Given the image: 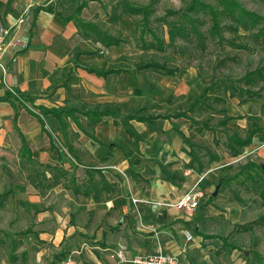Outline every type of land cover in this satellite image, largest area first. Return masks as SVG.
I'll return each instance as SVG.
<instances>
[{"label": "crops", "instance_id": "crops-1", "mask_svg": "<svg viewBox=\"0 0 264 264\" xmlns=\"http://www.w3.org/2000/svg\"><path fill=\"white\" fill-rule=\"evenodd\" d=\"M52 1L0 0V25H9L22 17L17 37L26 44L25 48L9 47L1 56L7 72L5 82L1 81L0 72V97L8 93V87L13 88L19 95L34 101L35 109L17 106L14 120L11 103L0 100V132L6 134L14 127L19 138L23 137L34 161L47 167L50 182L42 189V183L38 181L6 191L8 195L1 208L7 206L25 213L33 210V213L26 230L6 231L7 241L0 237V247L8 250L2 260L4 264L6 261L9 264H62L66 258H72L75 264H130L121 261L116 253L121 252L130 259L152 254L159 247L174 255L178 264L264 263V252L240 251L236 237L241 233H234L239 231L238 228L250 230L254 222L246 224L238 219H227V215L222 217L218 199L212 200V194L192 212L178 211L170 206L191 188L203 196L223 178H219L218 170H205L206 165L222 160L221 155L210 147L205 148L216 154L218 160L208 163V157H203V173L188 169L189 147L177 133L180 131L191 140L193 135L214 134L212 125V131L195 134L190 122L184 118H158L152 127L132 120L130 124L139 137L135 144L124 128L114 124L112 119L105 118L91 126L83 115L93 108L101 110L107 106L118 107L121 114L139 111L141 116L171 115L178 111L172 92L154 93L158 91L156 86H150L151 81L140 76L145 71H152L172 80L177 71L166 75L162 70H137L136 66L129 72L113 62H105L104 52L116 49L121 42L107 48L83 38L73 21H63L44 10ZM95 2L105 4L102 0L88 1L86 6ZM86 6L81 10L80 18L94 22L85 19ZM91 69L115 72L98 75ZM11 99L16 105L20 104L14 97ZM260 100H264V93L246 103L237 101L240 111H235L229 103L228 114L225 113L232 118L226 124L228 130L229 123L242 120V116L246 115L244 118L250 121L243 127L236 123L244 128L243 134L237 130L232 132L240 136L253 127L260 130L242 149L253 152L252 156H264V101L260 103ZM158 106L162 113L154 112ZM40 107L73 109L78 123L70 116L63 118L66 124L63 132L53 114L42 113ZM253 118L261 119V124ZM180 119L189 124L178 127ZM85 130L93 134L94 141ZM217 130L221 132V128ZM213 143L219 144L214 136ZM221 143L224 147V136ZM196 144L203 146L199 142ZM225 151L228 152L226 148ZM54 167L64 170L65 176L55 178ZM90 167L99 169L104 182L111 185L110 190L100 189L96 198L93 193L73 192L74 187L86 182ZM108 167L120 168L123 175L108 171ZM163 171L175 175L176 184L165 181ZM94 179L99 180L98 174H94ZM185 231L190 233V241H186ZM50 246L62 251L49 258L47 249ZM18 249L20 251L16 253Z\"/></svg>", "mask_w": 264, "mask_h": 264}, {"label": "rangeland", "instance_id": "rangeland-1", "mask_svg": "<svg viewBox=\"0 0 264 264\" xmlns=\"http://www.w3.org/2000/svg\"><path fill=\"white\" fill-rule=\"evenodd\" d=\"M81 0H78V3ZM101 2L91 4L90 7L86 6L85 19L89 18L94 20L102 29L109 33L119 36L122 41L116 49H110L104 52V61L109 64L112 63L124 69L125 71L133 72L135 67L141 63L156 61L165 63L167 67L176 69V75L172 80L162 77L160 72L145 71L142 74L145 80L151 81L149 84L153 87L156 86L157 90L163 94L169 90L175 97V109L183 111L191 103L193 97L203 87L210 84L211 81L218 79H238L247 71L253 70L256 67L264 66V33L259 35L258 29L264 25V21L250 30H244L238 26L236 31L230 28H223L222 35L224 41L219 44L215 41L205 39L204 48L200 49L195 43V40L182 41L176 40L175 44L170 47H165L163 51L154 49H142L136 41L137 31L136 26L139 22L140 16L127 15L121 12V0H102ZM119 1V4H117ZM123 1V0H122ZM132 6L142 7L150 5L152 13L149 17L151 26L156 27L160 36L166 39V27L162 22L156 21L161 18L168 9L183 10L190 0H126ZM244 8L264 17V1L261 0H239ZM116 6V8H115ZM52 7L55 11L62 12L63 15L70 13L69 0H53ZM111 7V8H110ZM175 17H168L167 21H171ZM206 20V17H203ZM222 25L237 26L229 18L222 20ZM208 28V23L200 26V30L205 31ZM153 81V82H152ZM165 83V84H164ZM160 87V90L159 88ZM160 97V96H158ZM157 100L158 98L155 97ZM236 98L229 99L226 105L217 103L214 106L218 109L225 108L224 112L228 114L227 107L231 103V107L235 111H240L239 105L236 104ZM250 99L245 100V103ZM261 101L264 100H260ZM21 105L26 104L28 110L34 111L32 103L34 101H25L22 98ZM158 103V102H157ZM225 106V107H224ZM154 109L155 113H162L161 108ZM234 113V112H233ZM238 113V112H237ZM235 114V113H234ZM193 116L199 120L210 121V125L215 128V133L205 132L202 136H191L192 142H199L203 147H210L217 151L222 160L216 164L206 165L208 170L217 171L219 178L230 177L238 173L242 167L252 161L264 163V156H252L253 152L242 150V152L232 157L225 148L222 146L223 135L217 130V121L221 118L219 113H212L208 109L198 110L193 113ZM233 121L229 123L230 131L237 130L239 134H243L245 124L248 126L250 121L248 118ZM257 124H261V119L253 118ZM236 123L242 125L238 126ZM248 123V124H247ZM188 121L180 119L177 123L178 127H186ZM264 126V124H262ZM188 132V130H187ZM189 134V132L187 133ZM213 136L219 144L213 143ZM21 142L17 130L13 127L8 133L0 132V194L6 191L10 192L14 189L28 185L29 180L42 183L41 189L45 185H50L47 176V168L38 165V163H31V168L28 167L27 160L21 156ZM206 161V158H204ZM108 171H114L123 175L122 170L117 167L107 168ZM203 173V172H202ZM216 173V172H215ZM41 177L43 179L41 180ZM222 175V176H221ZM264 178V174H261ZM29 178V179H28ZM241 177H237L234 181L224 185L221 190H217L216 196L212 200L218 199L220 205L221 216L227 215V219L234 218L243 223H251L250 230L234 231L240 234L236 237L237 243L240 245V251H259L264 252V200L259 196L260 185L253 186L250 181L240 182ZM218 182V180H217ZM217 184V183H216ZM214 187L208 188V191L199 200V205L203 204L214 191ZM29 186V185H28ZM39 187V188H40ZM200 192V191H199ZM208 201V200H207ZM222 202L224 204H222ZM198 205V207H199ZM31 212H16L10 210L7 206L0 207V237L8 240V234L16 231H24L27 229L28 221L32 217ZM226 221V220H223ZM12 224V225H11ZM220 224L228 225L227 223L220 222ZM234 228V227H233ZM232 228V229H233ZM7 231V233H6ZM20 235V233H19ZM8 251L5 247H0V264H4V255ZM19 249L18 252L19 253ZM59 248L53 246L48 247L47 253L49 258L54 255H59ZM55 259V258H54ZM6 261V260H5ZM7 263V261L5 262ZM21 264V263H14ZM264 264V263H262Z\"/></svg>", "mask_w": 264, "mask_h": 264}, {"label": "trees", "instance_id": "trees-1", "mask_svg": "<svg viewBox=\"0 0 264 264\" xmlns=\"http://www.w3.org/2000/svg\"><path fill=\"white\" fill-rule=\"evenodd\" d=\"M88 1L100 0H82L81 3H78V0H69L70 13L65 16L62 14V12L55 11L53 9V1L50 2L48 6L44 8V10L55 14L63 21H73L80 35L85 39L98 42L107 48L118 45L121 42L119 36L109 33L94 22H86L80 18V12L86 6ZM120 5L121 12L123 14L140 16L139 22L136 26V41L139 43L140 48L145 50L154 49L157 51H163L165 47L173 46L176 40L191 41L193 39L195 40L196 45L201 47L200 49H203V41H205V39L221 44L224 41L222 32L223 28L225 27L230 28L233 31H236L238 26L244 30H250L255 28L258 23L264 21V17L244 8L239 0H190L188 5L183 10L176 11L168 9L161 18L156 19V21L162 22L166 27L165 39L163 35L160 36L156 27L151 26L149 17L152 13V9L150 5L142 7L132 6L128 4L126 0L121 1ZM170 16L175 18L171 21H167V18ZM203 17H206V20L203 19ZM225 18H229L231 21L235 22L237 26L222 25V20ZM205 23H208V28L205 31L200 30V26H203ZM257 33L259 35L264 33V25L258 29ZM136 69H158L162 70L166 75H173L176 72V69L169 68L165 63H159L156 61L141 63L137 65ZM90 71L95 72L98 75H106L115 72L111 69L107 70L106 72H98L94 69H91ZM262 93H264V66H259L253 70L245 72L243 76L235 80L225 78L211 81L209 85L200 91V93L194 98L187 109L184 111H176L171 115L156 117L151 115L141 116L139 115V111L129 114H121L118 107L110 106L104 107L101 110L93 108L83 113V115L87 118L88 124L91 126L102 122L105 118L112 119L114 124H119L124 128L125 132L133 138V141L136 144V142L139 140V137L130 124V121L132 120L143 122L152 127L158 118H184L190 122V125L194 131L193 133L201 134L203 131L213 130V127L210 125V121L197 120L191 115L198 110L208 109L212 113H219L221 115V118L217 121V127L221 128V132L224 136V147L233 157H235L241 153L245 146H248L251 143L253 134L260 132V130L253 127L251 130L246 131L243 136H240L236 132L230 133L226 127V124L232 118L225 116L223 107L218 109L214 105H217V103L220 105H225L231 98H236L239 102H244L247 99L259 98ZM20 96L25 101H31L30 99L25 98L23 95ZM11 97L12 95L6 92L4 96L0 97V100L11 103L15 111L13 115V119L15 120L17 117V106L22 108L26 107L21 105V103L16 105ZM40 110L42 113H52L53 116L59 121L63 132L66 130V124L63 118L70 116L74 122L78 123L77 118L72 113L73 109H45L40 107ZM85 133L91 139H93V141L95 140L92 133L86 130ZM177 133L181 137L182 142L189 147V162L187 164L188 169H193L197 173H201L205 166L202 160L203 157H208V163L218 160L216 154H212L209 149L192 142L190 140V136H186L180 131H177ZM20 142L21 156L27 160L28 167L31 168V163H34L35 161L31 157V153L26 146L23 137L21 136ZM109 147L111 148L113 146L110 145ZM38 165L47 168L45 165ZM52 171L55 178L61 175L65 176L66 174L64 170L58 167L52 168ZM87 173L86 182L73 188V192L75 194L89 195L90 193H93V196L96 198L100 189L110 190L111 185L104 182L99 169L90 167ZM94 174H98L99 180L94 179ZM261 174H264V167L253 162H249L245 164L235 175L221 178L218 182V190H221L224 185L231 183L239 176L242 178L240 181L242 183L245 181H250L253 186L261 184L259 196L262 198V200H264V178H262ZM163 178L165 181L176 184V176L173 174L163 171ZM73 180L74 177H72V181ZM29 181L34 183L32 180ZM7 195L8 192L0 194V206L3 204ZM211 199L212 197H210L209 200Z\"/></svg>", "mask_w": 264, "mask_h": 264}, {"label": "built area", "instance_id": "built-area-1", "mask_svg": "<svg viewBox=\"0 0 264 264\" xmlns=\"http://www.w3.org/2000/svg\"><path fill=\"white\" fill-rule=\"evenodd\" d=\"M23 22L22 17H19L13 23L9 25H0V72L2 74V82H5V75L7 72L5 64L1 61V56L9 47L25 48L26 44L22 43L17 37L18 29ZM8 93L12 95L18 102L22 101V97L13 89L8 87ZM202 197L201 192L195 188L189 189L180 198H178L172 206L178 211L192 212L197 209L199 200ZM186 241L192 239L190 233L185 231ZM121 261L130 264H178L177 259L170 253H165L159 247L158 250L152 254L144 256H135L130 259H126L121 252L116 253ZM62 264H75L72 258H66Z\"/></svg>", "mask_w": 264, "mask_h": 264}, {"label": "water", "instance_id": "water-1", "mask_svg": "<svg viewBox=\"0 0 264 264\" xmlns=\"http://www.w3.org/2000/svg\"><path fill=\"white\" fill-rule=\"evenodd\" d=\"M262 167H264V165H262ZM218 187H219L218 185L215 186V189H214V191L212 193V196H216Z\"/></svg>", "mask_w": 264, "mask_h": 264}]
</instances>
